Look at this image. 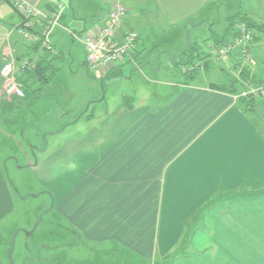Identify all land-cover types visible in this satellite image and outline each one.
I'll return each instance as SVG.
<instances>
[{"label":"crops","instance_id":"obj_1","mask_svg":"<svg viewBox=\"0 0 264 264\" xmlns=\"http://www.w3.org/2000/svg\"><path fill=\"white\" fill-rule=\"evenodd\" d=\"M31 1L45 10L65 2ZM239 1V11L264 26V0ZM66 2L72 9L64 8L61 27L51 34L56 54L48 59L62 56L68 39L75 40L72 34L104 22L108 13L87 21L73 8H77L73 0ZM110 5L111 0L108 9ZM162 7L168 13L172 8ZM125 8L124 27L138 34L134 52L138 64L153 51L145 49L141 15ZM21 22L13 8L0 1V67L10 51L17 63L32 55L37 61L43 57V52L32 51L17 36ZM223 36L221 40L228 39L233 32ZM210 37L202 65L205 73L214 76L211 82L176 81L158 102H121L96 125L97 116L87 110L79 117L85 119V130H77L80 138L67 142L65 150L48 161L29 163L39 182L53 193L55 207L70 231L85 239L94 257L133 258L138 260L134 264H264V99L254 97L246 106L239 95L210 86L221 81L226 69L244 88L256 87L253 79L241 75L245 70L252 75L257 66L253 45V63L239 67L241 61L234 56L213 57L217 41ZM190 47L189 43L183 50L184 56ZM126 64L133 65L126 60L99 79H122ZM29 74L19 73L17 78ZM94 98L86 96L85 105ZM10 99L3 96L2 113L7 110L3 101ZM13 197L0 169V222L10 214ZM61 255L56 252L52 259ZM0 264H4L2 254Z\"/></svg>","mask_w":264,"mask_h":264},{"label":"rangeland","instance_id":"obj_2","mask_svg":"<svg viewBox=\"0 0 264 264\" xmlns=\"http://www.w3.org/2000/svg\"><path fill=\"white\" fill-rule=\"evenodd\" d=\"M64 1L61 3L63 7L71 11L72 6L66 2L68 0ZM73 1L77 5V8L73 6L77 14L87 21L91 17L95 20L102 18L110 2ZM123 2L132 13L141 15L139 25L145 36L144 43H147L145 49L153 51V55L138 59L139 66L126 64L122 79L101 80L96 74L88 70L86 72L87 67L82 60L84 48L79 39L70 41L65 37L68 43L63 47V55L51 57V66L44 71L47 82L26 81L22 87L26 96L24 99L14 97L9 102L3 101L7 106L4 113L0 106V169L15 196L10 214L0 222V254L4 264H53L55 259L52 258L56 252L63 253L56 260L62 264H85L87 260L92 264H102L104 260H112L109 264L130 262L125 258L105 257L100 262L98 256L94 257L96 253L85 247V239L70 231V224L55 207L53 193L43 182H39L29 163H35V160L39 163L48 161L51 156L65 150L67 142L80 138L77 130H85V119L79 120V117L84 116L87 110L97 116L93 123L96 125L121 102H158L170 91L172 83L186 80L183 72L187 69H196L194 81L211 82L214 76L205 73L202 65L204 56L210 50V36L220 41L224 34L233 32L229 23L236 19L234 15L240 10L241 4L239 0ZM162 5L172 7L169 13L166 11L168 14L162 10ZM73 29L71 26L68 31L72 32ZM256 35L251 44L253 62L257 66L251 71V76L258 79L264 78V35ZM189 43L191 47L184 56ZM145 49L140 48V54ZM11 55V51L6 55L8 61H14ZM188 58L191 63H188ZM158 60L161 69H158ZM212 61L215 63V60ZM243 65L239 63V67ZM234 76V73L225 69L221 73V81L215 84L228 82L229 79H235ZM1 82L0 104L3 96H6L2 88L4 82ZM239 88V91L249 89L241 85ZM86 96L95 97L97 101L85 105Z\"/></svg>","mask_w":264,"mask_h":264},{"label":"built area","instance_id":"obj_3","mask_svg":"<svg viewBox=\"0 0 264 264\" xmlns=\"http://www.w3.org/2000/svg\"><path fill=\"white\" fill-rule=\"evenodd\" d=\"M11 5L13 10L22 18V22L15 29L27 46L40 42V51H48L51 55L56 50L51 42V34L61 27L60 19L64 7L61 3L54 4L51 10L37 7L31 0H3ZM127 15L123 0H114L104 22L93 25L81 34H72L74 39H79L85 49V63L89 70L98 78L106 77L117 65L126 60L138 66L134 59L135 46L138 34L124 27ZM255 32L245 23L237 22L234 25L233 37L225 39L220 45H213L212 55L216 59L233 57L243 64L250 65L252 57L250 44ZM37 58L25 57L18 63L5 62L0 67V79L4 82V94L8 98L23 99L25 93L17 81L19 73L35 69ZM239 97H260L264 99V85L252 87L239 94Z\"/></svg>","mask_w":264,"mask_h":264},{"label":"trees","instance_id":"obj_4","mask_svg":"<svg viewBox=\"0 0 264 264\" xmlns=\"http://www.w3.org/2000/svg\"><path fill=\"white\" fill-rule=\"evenodd\" d=\"M234 17L236 18L233 22L229 23V28L234 30V25L237 23V22H243L245 23L250 29H254V32L257 33L259 31H264V26H259L257 25L256 23L250 21L246 15L242 12V11H238ZM227 34V33H226ZM225 35V34H224ZM256 35V34H255ZM224 37V36H223ZM256 39V36H254L253 40ZM224 41V38L220 41H217L214 45H220L221 43H223ZM25 44V43H24ZM26 45V44H25ZM27 46V45H26ZM27 47H30V49L32 51H35L37 52V50H40V42H37V43H34L32 46H27ZM55 48V47H54ZM42 51V50H41ZM33 52V53H35ZM43 52V57L41 58L40 61H38L35 69H33L32 71H27L25 72V74L27 73H30L27 77H18L17 78V81L18 83L21 85V87H23V84L26 83V81H29V80H32V81H36V80H40L42 81L43 83H46V77H44V71L50 67L51 65V58L48 59L50 57V53L48 51H42ZM53 56V55H52ZM55 57V56H54ZM191 58V57H190ZM190 58H188V63H191L190 61ZM195 71L196 69L192 68V69H187V71H184L183 72V75L185 76L186 80L184 81L185 83H189V82H192L195 80ZM24 75V73H23ZM187 75V76H186ZM241 75L243 76V78H250V79H253V83L255 84V86H260V85H264V78H258V79H255L254 76H251L250 73H248L247 70L245 71H242L241 72ZM250 76V77H249ZM22 81V82H21ZM237 84H238V81L236 79H232V80H229L228 82L226 83H223V84H220V85H216V84H213V85H210L211 88L213 89H218V90H222V91H226L228 93H231V94H237L239 95V91H238V87H237ZM23 89V88H22ZM24 91V90H23ZM25 93V92H24ZM35 95V94H34ZM239 99L243 100L246 102V106H249L251 101H252V98H248V97H239ZM58 257H62L61 256H57V258L55 260H53V264H62L63 262H58L56 261L58 259ZM98 258V257H97ZM101 261V258L99 257L98 258ZM127 259V258H125ZM131 264H134V263H138V260L136 259H133V258H129ZM65 259H61V261H64ZM12 263V261H11ZM104 262H102L103 264ZM85 264H92L90 262L86 263Z\"/></svg>","mask_w":264,"mask_h":264}]
</instances>
